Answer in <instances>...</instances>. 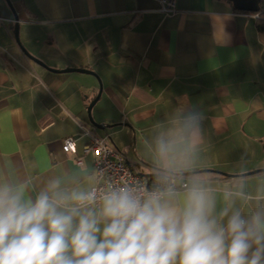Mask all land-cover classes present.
<instances>
[{
    "label": "crops",
    "instance_id": "obj_1",
    "mask_svg": "<svg viewBox=\"0 0 264 264\" xmlns=\"http://www.w3.org/2000/svg\"><path fill=\"white\" fill-rule=\"evenodd\" d=\"M8 1L0 0V182L24 186L33 199L57 178L90 188L94 154L82 153L89 137L81 124L150 176L146 142L187 106L205 116L201 172L218 210L242 161L249 171L264 167V33L253 10L233 0H176L174 13L161 12L159 0ZM11 9L21 45L45 66L94 74L28 59L13 38ZM217 17L231 37L226 46L215 42ZM98 80L90 113L109 124L101 129L86 110ZM66 136L75 152L63 151Z\"/></svg>",
    "mask_w": 264,
    "mask_h": 264
},
{
    "label": "clouds",
    "instance_id": "obj_2",
    "mask_svg": "<svg viewBox=\"0 0 264 264\" xmlns=\"http://www.w3.org/2000/svg\"><path fill=\"white\" fill-rule=\"evenodd\" d=\"M214 38L231 40L219 17ZM204 120L179 107L157 126L150 187L98 194L57 178L33 199L0 182V264H264V167L242 161L218 210L201 172Z\"/></svg>",
    "mask_w": 264,
    "mask_h": 264
},
{
    "label": "built area",
    "instance_id": "obj_3",
    "mask_svg": "<svg viewBox=\"0 0 264 264\" xmlns=\"http://www.w3.org/2000/svg\"><path fill=\"white\" fill-rule=\"evenodd\" d=\"M176 0H159V10L164 13H174L176 11ZM256 16V15H255ZM83 134L89 137L87 143L82 146L83 155L94 154V174L95 182L90 188L103 193L110 187L120 186H144L150 187L153 183L140 177L132 170L126 162L124 155L110 144L108 137L95 135L88 127L80 125ZM62 149L66 152H75V140L71 136L64 137ZM77 163L81 162V157H77Z\"/></svg>",
    "mask_w": 264,
    "mask_h": 264
},
{
    "label": "water",
    "instance_id": "obj_4",
    "mask_svg": "<svg viewBox=\"0 0 264 264\" xmlns=\"http://www.w3.org/2000/svg\"><path fill=\"white\" fill-rule=\"evenodd\" d=\"M7 3L9 4L10 6V3L8 0H6ZM233 3H234V6L237 7V8H242V9H245V10H255V5H256V0H233ZM12 10V9H11ZM12 14H13V19H14V26H13V30H12V34H13V38L15 40V42L20 46L21 50L23 51L24 55L40 64V65H43L44 67L48 68L49 70H52V71H77V72H82V73H89V74H94L93 71L91 70H88L86 68H72V67H67V68H64V69H55V68H49L47 66L44 65V63L42 61H40L39 59H37L36 57H34L33 55H31L22 45H21V42L19 40V21H18V17L16 15V13L12 10ZM99 82V89H98V92L96 94V96L88 103L87 105V115H88V120L89 122L94 125L96 128H103L105 126H108V125H102V124H99L97 123L96 121H94V119L92 118L91 116V108L93 106V104L95 103V101L98 99L99 95H100V92H101V83L100 81L98 80ZM206 170V169H205ZM250 172H255L254 171H250ZM149 176V174H146V173H140V177L142 178H147Z\"/></svg>",
    "mask_w": 264,
    "mask_h": 264
},
{
    "label": "trees",
    "instance_id": "obj_5",
    "mask_svg": "<svg viewBox=\"0 0 264 264\" xmlns=\"http://www.w3.org/2000/svg\"><path fill=\"white\" fill-rule=\"evenodd\" d=\"M255 10L254 13H255V28L257 29V31L261 32V33H264V0H256V5H255ZM132 168L133 171H135L136 173L137 170L136 168L129 164ZM153 179V174H151L149 176V180H152Z\"/></svg>",
    "mask_w": 264,
    "mask_h": 264
},
{
    "label": "rangeland",
    "instance_id": "obj_6",
    "mask_svg": "<svg viewBox=\"0 0 264 264\" xmlns=\"http://www.w3.org/2000/svg\"><path fill=\"white\" fill-rule=\"evenodd\" d=\"M22 36V34L21 35H19V38ZM20 41H21V39H20Z\"/></svg>",
    "mask_w": 264,
    "mask_h": 264
}]
</instances>
